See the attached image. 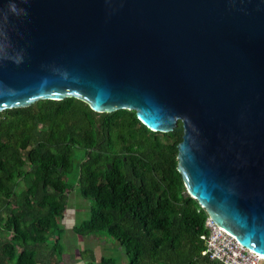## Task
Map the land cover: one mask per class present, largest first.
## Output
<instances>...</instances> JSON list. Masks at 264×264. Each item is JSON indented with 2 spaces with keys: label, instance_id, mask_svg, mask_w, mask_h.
I'll return each mask as SVG.
<instances>
[{
  "label": "water",
  "instance_id": "95a60500",
  "mask_svg": "<svg viewBox=\"0 0 264 264\" xmlns=\"http://www.w3.org/2000/svg\"><path fill=\"white\" fill-rule=\"evenodd\" d=\"M69 96L181 121L187 192L264 255V0H0V111Z\"/></svg>",
  "mask_w": 264,
  "mask_h": 264
},
{
  "label": "trees",
  "instance_id": "16d2710c",
  "mask_svg": "<svg viewBox=\"0 0 264 264\" xmlns=\"http://www.w3.org/2000/svg\"><path fill=\"white\" fill-rule=\"evenodd\" d=\"M182 135L181 121L152 131L134 110L96 112L70 96L1 110L0 264L60 262L73 189L89 203L73 231L113 238L129 264H222L203 254L208 214L177 168Z\"/></svg>",
  "mask_w": 264,
  "mask_h": 264
},
{
  "label": "rangeland",
  "instance_id": "374dc122",
  "mask_svg": "<svg viewBox=\"0 0 264 264\" xmlns=\"http://www.w3.org/2000/svg\"><path fill=\"white\" fill-rule=\"evenodd\" d=\"M21 186H23V183H21ZM21 186H18L17 188H20ZM88 205V201L83 198L76 191V189H73L69 195L67 211H70L71 214L75 213V215L73 216V218L71 217V215L69 218L64 219L63 222H65L68 226H71V223L78 224L80 221L87 218L89 215ZM3 233L6 232L3 231ZM72 233L74 232L69 231L68 233H65V235L61 238V243L66 250L64 253L66 256L65 259L68 264H85L87 263L89 258L88 253L81 250V246L78 244L77 238L72 236ZM98 239L99 244H97V242L95 241L88 240L86 242V246H84L83 248L85 249L93 247V250L95 251L96 248L99 247V250L96 252L99 259L101 258V256H104L106 258H112L114 260V264H129L125 254L123 253L116 240L105 235L99 236ZM102 242L105 243L100 245V243ZM260 264H264V259L261 260Z\"/></svg>",
  "mask_w": 264,
  "mask_h": 264
},
{
  "label": "built area",
  "instance_id": "2783aa9c",
  "mask_svg": "<svg viewBox=\"0 0 264 264\" xmlns=\"http://www.w3.org/2000/svg\"><path fill=\"white\" fill-rule=\"evenodd\" d=\"M205 227L208 234L200 237L205 241L206 247L203 254L210 259L218 260L222 264H260L264 256L243 247L225 230L206 216Z\"/></svg>",
  "mask_w": 264,
  "mask_h": 264
},
{
  "label": "crops",
  "instance_id": "0c3cea01",
  "mask_svg": "<svg viewBox=\"0 0 264 264\" xmlns=\"http://www.w3.org/2000/svg\"><path fill=\"white\" fill-rule=\"evenodd\" d=\"M72 215V216H71ZM75 215V213H70V211H67L66 210V212H65V214H64V216L59 220V223H60V227L62 228V234H61V238L65 235V233H68L69 231L70 232H74L73 231V228H74V225L75 224H73V223H71V226H68L65 222H63V220L64 219H66V218H69L70 216L73 218V216ZM74 222V221H73ZM65 224V225H64ZM72 236H74V237H76L77 238V241H78V244L81 246V250L82 251H85L86 253L88 252L87 250L88 249H90V250H92V252H93V255H94V259H95V263H97V264H101L100 263V260H101V258H102V256H101V258L99 259L98 258V256H97V254H96V252L99 250V247H97L96 248V250L94 251L93 250V247L92 248H83L84 246H86V242L88 241V240H90V241H95V242H97V244H99V239H98V237L99 236H96V235H84V236H81V235H78V234H76L75 232L74 233H72ZM61 241H62V239H61ZM103 243H105V242H102V243H100V245L101 244H103ZM62 244V243H61ZM65 248L63 247V253H62V258H61V260H60V262L58 263V264H68V262L66 261V259H65ZM68 259V258H67ZM88 261H89V258H88ZM88 261H87V263H88ZM74 263H76V262H74ZM81 263V262H80ZM87 263H85V264H87ZM77 264V263H76ZM81 264H83V263H81Z\"/></svg>",
  "mask_w": 264,
  "mask_h": 264
},
{
  "label": "clouds",
  "instance_id": "9594fccd",
  "mask_svg": "<svg viewBox=\"0 0 264 264\" xmlns=\"http://www.w3.org/2000/svg\"><path fill=\"white\" fill-rule=\"evenodd\" d=\"M8 10L13 13L19 15L21 13V10L17 7L16 3H9Z\"/></svg>",
  "mask_w": 264,
  "mask_h": 264
},
{
  "label": "bare ground",
  "instance_id": "6f19581e",
  "mask_svg": "<svg viewBox=\"0 0 264 264\" xmlns=\"http://www.w3.org/2000/svg\"><path fill=\"white\" fill-rule=\"evenodd\" d=\"M262 256H264V255H262Z\"/></svg>",
  "mask_w": 264,
  "mask_h": 264
}]
</instances>
